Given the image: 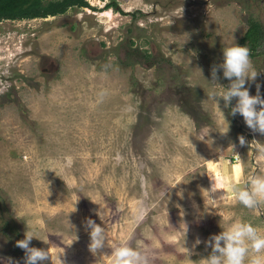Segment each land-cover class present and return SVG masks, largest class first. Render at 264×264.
<instances>
[{
    "label": "rangeland",
    "instance_id": "rangeland-1",
    "mask_svg": "<svg viewBox=\"0 0 264 264\" xmlns=\"http://www.w3.org/2000/svg\"><path fill=\"white\" fill-rule=\"evenodd\" d=\"M87 1L0 21V264H24L26 223L48 240L30 241L48 248L46 264H113L122 240L151 264H205L221 225L264 231V201L234 198L264 175V134L214 100L208 80L224 46L248 44L250 18L264 27V0ZM249 47V91L264 96V40ZM218 77L215 88L229 85ZM88 217L107 236L96 253Z\"/></svg>",
    "mask_w": 264,
    "mask_h": 264
},
{
    "label": "clouds",
    "instance_id": "clouds-1",
    "mask_svg": "<svg viewBox=\"0 0 264 264\" xmlns=\"http://www.w3.org/2000/svg\"><path fill=\"white\" fill-rule=\"evenodd\" d=\"M222 52L223 59L211 67V78L208 80L212 82L213 90L209 95L219 104L222 98L224 107L230 108L232 116L242 115L250 129L264 134V96L260 93L259 84L255 94H250L249 91L250 82L258 74V70L253 66L249 45L231 43L224 46ZM218 69H222L223 76L230 81L229 85L223 89L215 88L216 84H221ZM246 82H248L247 87ZM234 97L236 102L233 105L231 101ZM228 130L229 125L220 132L227 133ZM239 142L241 144L246 142L244 135L239 136ZM261 151H264V148ZM208 189L210 195L220 188L214 181ZM223 196L224 193L218 199ZM234 198L245 207L258 206L264 201V175L252 176L243 185H236ZM213 200L216 199L213 198ZM96 212L103 221V211L97 209ZM84 223L90 235L88 247L96 253L107 240L104 226L96 223L91 217L86 218ZM221 227L222 231L212 234L205 241L211 246V252L204 257L205 264H264V231H261L259 225L249 220H237ZM33 237L48 242L39 235L36 227L26 223L23 238L16 240V245L24 249V264H46L49 259L52 260V254L48 248L32 245L30 241ZM200 242L199 238L195 241L196 244ZM112 257L113 264H151L152 260L149 250L133 247L127 240H122L112 249ZM7 264H11V258ZM16 264H19V261Z\"/></svg>",
    "mask_w": 264,
    "mask_h": 264
},
{
    "label": "trees",
    "instance_id": "trees-1",
    "mask_svg": "<svg viewBox=\"0 0 264 264\" xmlns=\"http://www.w3.org/2000/svg\"><path fill=\"white\" fill-rule=\"evenodd\" d=\"M73 5L88 6L89 3L87 0H54L47 4L43 0H0V21L3 19H25L56 15L65 12ZM248 22L249 28L242 41H246L255 49L264 40V27L260 21L253 18H250ZM12 228V223L8 221L4 222L2 226L4 231ZM15 249L20 250L22 256L24 249L18 246Z\"/></svg>",
    "mask_w": 264,
    "mask_h": 264
},
{
    "label": "bare ground",
    "instance_id": "bare-ground-1",
    "mask_svg": "<svg viewBox=\"0 0 264 264\" xmlns=\"http://www.w3.org/2000/svg\"><path fill=\"white\" fill-rule=\"evenodd\" d=\"M108 14H110V10L109 11H106ZM47 18H49V17H47ZM238 168V167H237Z\"/></svg>",
    "mask_w": 264,
    "mask_h": 264
},
{
    "label": "flooded vegetation",
    "instance_id": "flooded-vegetation-1",
    "mask_svg": "<svg viewBox=\"0 0 264 264\" xmlns=\"http://www.w3.org/2000/svg\"><path fill=\"white\" fill-rule=\"evenodd\" d=\"M57 15V14H56ZM50 16V15H49ZM46 17H48V16H46ZM36 18H45V17H36Z\"/></svg>",
    "mask_w": 264,
    "mask_h": 264
}]
</instances>
